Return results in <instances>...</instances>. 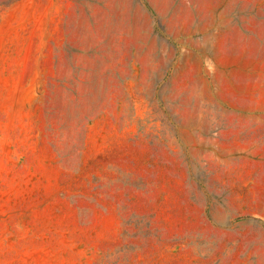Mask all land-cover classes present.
Segmentation results:
<instances>
[{
    "label": "rangeland",
    "instance_id": "1",
    "mask_svg": "<svg viewBox=\"0 0 264 264\" xmlns=\"http://www.w3.org/2000/svg\"><path fill=\"white\" fill-rule=\"evenodd\" d=\"M223 5L0 0V264H264V174L211 143L264 142L204 86Z\"/></svg>",
    "mask_w": 264,
    "mask_h": 264
},
{
    "label": "crops",
    "instance_id": "2",
    "mask_svg": "<svg viewBox=\"0 0 264 264\" xmlns=\"http://www.w3.org/2000/svg\"><path fill=\"white\" fill-rule=\"evenodd\" d=\"M211 28L215 29L217 47L209 50L204 86L209 98L218 104L217 114L224 122L239 120L255 123L264 120V0H221ZM206 83V84H205ZM220 119V120H221ZM231 124V123H230ZM242 128V127H241ZM232 126L227 136L220 132L216 142L217 163L222 172L225 164L236 158L258 166L256 177L264 174L262 137L242 133ZM245 135V136H244ZM244 136V137H243ZM261 141V142H260ZM222 174V173H221ZM221 174L216 179H222ZM224 190L216 187V194Z\"/></svg>",
    "mask_w": 264,
    "mask_h": 264
}]
</instances>
